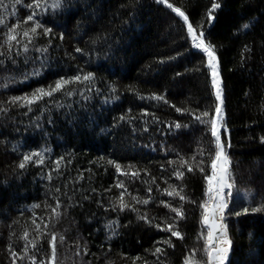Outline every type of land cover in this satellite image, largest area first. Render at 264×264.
Returning a JSON list of instances; mask_svg holds the SVG:
<instances>
[{
	"label": "trees",
	"instance_id": "trees-1",
	"mask_svg": "<svg viewBox=\"0 0 264 264\" xmlns=\"http://www.w3.org/2000/svg\"><path fill=\"white\" fill-rule=\"evenodd\" d=\"M4 2L11 5L12 0ZM30 2L21 0L15 8L0 9V14L9 24L16 23L18 18L23 21L30 14L26 7ZM48 2L51 4L52 0ZM169 2L182 7L194 26L203 22L204 38L215 45L232 145L229 153L236 180L234 210L247 206L246 190L255 195L252 202L255 206L264 197V142L260 140L264 136V0H218L222 7L214 10L215 19L211 23L206 20V12L212 0ZM41 22L53 28L47 62L43 68L39 60L23 65L21 49V56L17 58L20 64L5 61L0 65V109L7 106L4 102L9 97L31 94L38 87L54 84L60 76L77 74L78 70L94 73L95 79L90 85H74L78 90L72 97L55 94L62 107L38 102L32 111L27 107H10L7 113L0 112V264H10L9 243L18 252L22 251L25 228L30 238L39 239L33 231V214L43 227L39 218L48 219L44 204L54 203V197L59 195L55 187L67 191L65 183L69 188L74 184L79 190L74 201L79 199L82 206L69 208L68 214L54 226L66 236V243L58 246L63 264H81L80 257L74 253L76 243L83 245L85 241L89 248L83 257L85 262L107 264L111 260L113 264H133V258L141 257L135 264H143V260L152 264L155 257L146 250L153 249L156 241L168 238L170 233L138 220L137 213L130 209L107 208L109 201L120 192L115 187V167L107 161H117L125 171L141 170L134 182L128 183L125 179L132 195L146 198L143 181L150 182V176L157 177L161 189L167 186L160 177L169 173L160 165H167L177 154L190 158L201 145L210 150V132L191 123L189 113L176 112L171 107L175 104L203 111L214 104L206 55L191 46L190 37L184 39L186 26L178 27L182 21L156 0H65L64 8H49ZM243 23H251V29H243ZM5 31L0 25V43ZM60 32L64 33L63 40L59 39ZM90 37L97 42L90 43ZM40 45H47V38L41 37L36 47ZM244 45L251 51L243 52ZM77 46L84 53L75 52ZM27 55L39 57L40 53L30 49ZM25 68L28 72L40 69L41 74L24 81ZM112 86L115 92L111 91ZM87 88L92 91H86ZM151 93L165 95L169 103L148 99ZM141 95L145 98L141 99ZM145 109L159 120L154 121L152 115L145 116ZM121 115L129 119L121 121ZM176 121L191 123V126L170 130L168 125ZM226 138L224 133L222 139ZM45 149L48 151L44 152V165L28 162L25 169H19L24 153ZM59 156L65 157L61 164L63 175L53 172V179L49 181L47 173ZM80 173H83L82 179L77 178ZM170 183L178 182L172 178ZM184 184L192 199L198 202L205 199L206 183L198 172L186 174ZM109 188L110 192L104 191ZM91 189L96 191L93 193ZM81 193L91 199H83ZM152 195L171 201L160 196L154 185ZM61 199L67 203L66 197ZM125 200L130 202L127 194ZM97 201H103L104 206H99ZM34 204L41 207L34 208ZM135 206L155 218L153 223L163 225L164 218L171 222L172 214L158 200ZM185 208L187 219L179 225L184 239L173 237L175 247L166 248L170 264H182L193 247L201 249L197 258L203 256L204 238L197 240V236L201 232L206 236L207 228L200 224V209L191 203ZM110 221L117 222L113 225L115 235L107 227ZM227 223L233 242L231 264H264V213L231 215ZM48 251L45 240L42 253Z\"/></svg>",
	"mask_w": 264,
	"mask_h": 264
},
{
	"label": "snow or ice",
	"instance_id": "snow-or-ice-1",
	"mask_svg": "<svg viewBox=\"0 0 264 264\" xmlns=\"http://www.w3.org/2000/svg\"><path fill=\"white\" fill-rule=\"evenodd\" d=\"M20 3L21 0H12L11 5H9L6 4L4 0H0V9L7 11L9 7L15 8ZM156 3L166 5L168 9L175 13L176 17L182 21L178 27L183 29L186 26L184 39L187 40L190 37L191 46L206 55L207 69L210 70L211 74V87L214 90V104L205 108L203 111H199V109L192 110L191 108H180L175 104H171V107L174 108L176 112L189 113L192 117L191 123L201 125L204 127L205 132H210V150L205 149L201 145L197 147L196 152L190 158L177 154L176 159L167 161V165H160L162 170L169 173L167 176L162 175L160 177L163 183L167 185L162 189L160 188V184L157 183V177L150 176L148 170L143 169V171L150 176V182L148 180L143 181L146 185V192L148 194L146 198H141L139 195H132L128 190V183L137 180L140 177L141 170L125 171L122 169L120 163L109 159L107 163L115 167L117 173L115 187H117L120 192L118 197H113L109 201L107 208H110L112 211H124L125 209H130L137 213L138 220L154 226L157 230L170 233L168 238L156 241V246H154L153 249L146 250L155 257L152 264H170V261L167 259L166 248L175 247L172 241L173 237L179 240L184 239V233L180 230L179 225L182 221L187 219L185 205L191 203L199 207L200 224L202 227L207 226V235L204 236V233L201 232L197 236V240L201 237L204 238V244L202 247L203 256L197 258L201 249L193 247L189 250L188 254L184 256L182 264H231L230 252L232 251L233 242L229 234V225L227 223L228 217L231 215L240 217L249 213H264V197H262L255 206H252V202L255 201V195L246 190L245 197L247 206L240 207L239 210H234L236 200L234 196L236 180L232 170L233 161L229 153V149H231L232 145L230 137L222 139V132L227 128V124L224 112V89L222 87L219 59L217 57L215 45L210 41H206L204 38L205 32L203 29V22L194 26V24L190 22L189 15L186 14L182 7L170 3L169 0H156ZM26 7L30 14H28L23 21L18 18L16 23L13 24H9V22L6 21V18L0 14V25H3L6 29L3 33V43H0V57H4L3 60H0V65L4 64L5 61H9L11 65L20 64L21 61L17 58L21 56V49L24 54L22 61L23 65H27L30 60L33 63L39 60L41 67L43 68L47 62L46 54L49 51V46L52 45L53 28L42 23L41 18L46 16L49 8L53 10L64 8L65 0H52L51 4H49L48 0H31ZM221 7L222 5L218 0H212L211 7L207 9L206 12V20L208 23H211L215 19L213 15L214 10H218ZM249 19L255 20V18ZM28 22H31L30 27L27 26ZM251 27V23L242 24L243 29L250 30ZM58 35L59 39L63 40L64 33L60 32ZM41 37L47 38V45L36 47V44ZM96 42V39L90 37V43L95 44ZM30 49H34L36 52L40 53V56L32 58L28 57L27 54ZM250 51L251 49L248 45H244L243 52ZM75 52L84 53V49L77 46ZM177 55H180V53ZM74 58L75 57H73V59ZM169 59L173 58L170 57ZM243 59L244 57L242 56V60ZM160 63H164V61L161 60ZM7 70L8 69H5V71ZM192 71H199V69H192ZM40 74V69L34 68L31 72H28L25 68L23 80L27 81L31 76H39ZM177 75L181 74L177 73ZM94 79V73L83 72L82 70H78L77 74L72 76H60L54 81V84H49L46 88L41 86L34 89L31 94L25 93L23 96L9 97L8 100L4 102L7 106L0 109V112L7 113L10 107H27L28 111H32L33 105L38 102H44L46 105L50 103L55 107H62L63 105L55 99V94L60 93L66 97H72L78 90L76 87H73L74 85H90ZM86 91H92V89L87 88ZM111 91H116L115 86H112ZM81 94L84 95V90H81ZM84 98L88 99L87 95H84ZM115 98L118 99V97ZM140 98L144 99L145 97L141 95ZM147 98L169 103L165 95L157 93H151ZM128 111L130 113L131 109ZM143 114L145 116L152 115L154 121L159 120L154 114L148 113L147 109L143 110ZM119 119L123 121L129 118L121 115ZM49 123H51V121H49ZM191 123L183 124L176 121L170 123L168 127L170 130L173 127L180 130L182 128L190 127ZM145 124H147V121H145ZM37 127H39V124H37ZM147 130V127H145L144 131ZM260 140L261 142H264V136H261ZM45 151L48 150L45 149L44 151L24 153L18 165L19 169H25L28 162H34L36 165H44L46 159L44 154ZM165 151L167 152L168 150L165 149ZM64 160V156H59L53 162V167L49 169L47 173V179L49 181L53 179V172L57 173V176L63 175L61 172V164ZM206 160L210 161V163L206 164ZM128 167L132 168L131 165ZM209 168L210 172L208 171ZM197 172L203 177L206 183L204 193L205 199L199 202L192 199V197L187 194V186L184 184L186 174H196ZM77 178L82 179L83 173H80ZM125 178L128 183H126ZM172 178H175L178 183H170ZM153 185L157 192L160 193V196L171 198V201L153 196ZM64 188H66L67 191H62L59 186L55 187L54 191L59 193V195L54 197L53 204L45 202L44 207L47 209L45 216H47L48 219L45 220L44 216L39 218L43 223V227L41 226V223H37L35 213L33 214V231L39 239L30 238V233L28 229L25 228L21 237L24 241L22 251L18 252L11 243L7 245L10 264H23V261L25 260L28 261V264H63V261L59 259L58 246L66 243V236L58 233L54 226L68 214L69 208L77 205L82 206L79 199H75L74 201V197H76L79 192V190L75 189V185L73 184L72 187L69 188L67 183H65ZM91 191L94 193L96 190L91 189ZM104 191L110 192L111 189H105ZM126 194L130 197V202H126ZM81 195L85 200L91 199V196L89 195H84L82 193ZM61 197H66L67 203H65ZM157 200L159 205L168 209L172 214L170 217L171 222H168V218H164L163 225L161 223H153L155 218H150L147 213L141 212L139 208L135 206L148 205L150 202H156ZM177 200L179 201L178 204L175 203ZM97 203L99 206H104L103 201H97ZM33 207L40 208L41 205L34 204ZM21 215H23V213H21ZM13 223H18V221H13ZM116 223V221H110L107 226L112 231L113 235L116 234L115 228L113 227ZM50 224L52 227H50ZM45 240L49 245V251L42 253V242ZM159 245H164V247ZM101 247H103V245H101ZM88 252L89 248L86 241L83 245L78 242L76 243L74 255L80 257L81 264H91V261L85 262L83 259ZM140 259L142 258H133V264H135L136 260ZM107 264H113V261L109 260L107 261ZM143 264H149V261L143 260Z\"/></svg>",
	"mask_w": 264,
	"mask_h": 264
},
{
	"label": "rangeland",
	"instance_id": "rangeland-1",
	"mask_svg": "<svg viewBox=\"0 0 264 264\" xmlns=\"http://www.w3.org/2000/svg\"><path fill=\"white\" fill-rule=\"evenodd\" d=\"M224 112H225V110H224ZM225 119H226V116H225ZM224 133L226 134L227 137H229V133H228V129L227 128L225 130H223L222 136H223Z\"/></svg>",
	"mask_w": 264,
	"mask_h": 264
},
{
	"label": "water",
	"instance_id": "water-1",
	"mask_svg": "<svg viewBox=\"0 0 264 264\" xmlns=\"http://www.w3.org/2000/svg\"><path fill=\"white\" fill-rule=\"evenodd\" d=\"M163 5V4H162ZM165 7H167L166 5H164ZM224 89V88H223ZM224 110H225V104H224ZM226 115V114H225ZM206 228H207V226H206Z\"/></svg>",
	"mask_w": 264,
	"mask_h": 264
}]
</instances>
